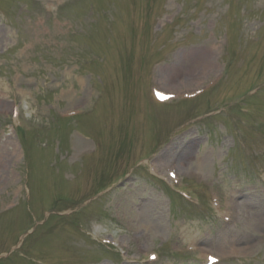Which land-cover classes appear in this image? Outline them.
<instances>
[{"label":"rangeland","instance_id":"1","mask_svg":"<svg viewBox=\"0 0 264 264\" xmlns=\"http://www.w3.org/2000/svg\"><path fill=\"white\" fill-rule=\"evenodd\" d=\"M0 4H7L10 11L8 20L0 18L6 20L0 21V54L7 51L0 57V110L11 108L5 101L6 93L15 89L28 117L48 126L41 142L32 137L22 138L27 154L25 162L28 161L30 167L25 184L20 145L6 124L0 123L2 256L24 241V247L29 246L27 249L34 255H40L39 251L49 252L43 255H47L46 261L55 264H98L101 259V264H117L119 256L108 247L95 246L94 236L121 237L123 243L130 246L134 229L140 238L134 250L141 253L134 255L130 246L126 248L128 259L123 261L124 264H142L143 257L158 251L160 242L188 243L192 237L196 240V233L210 226L205 221L197 224L198 220L206 218V208L193 209L203 216L196 217L187 203L177 197L173 201L171 197L172 209L168 210L166 186L159 187L151 177L140 180L137 176L123 181L125 175L119 169L114 171L112 178L111 174L105 178L101 176V181L97 182L99 170L92 168L97 190L108 184L114 188L103 197L94 192L82 194L81 200L73 203V208L78 210L85 207L81 216L49 221L47 218L53 213L51 210L70 208L59 202L55 205L56 199H53L58 192L74 191L77 187L74 183L86 189L85 181H91L87 173L89 164L85 162L93 158L84 160L79 154L92 145L100 150L97 158L111 160L107 156L119 140L132 146L138 137L141 143L144 136L145 144L153 148L163 143L170 131L194 125L189 134L177 137L151 162H154L155 174L167 177L170 171H175V162L179 175L193 171L201 175V180L226 188L215 170L220 163L228 162V166L238 167L229 169L236 171L238 176H225L227 184L231 180L236 183L251 172L244 174L243 166L238 164L243 156L232 148L247 129H253L256 131L254 143L260 145L261 153L264 151V123L252 125L249 121L255 118L257 122H264V87L259 92L255 87L264 82V0H0ZM190 21L194 22L193 26ZM225 40L230 44L237 42L239 51L235 71L216 94L194 103H176L162 108L154 107L143 95L142 82L146 79L147 66L158 62L160 73H163L169 63H164L166 58L173 57L175 43L195 41L197 46L177 54L178 61L165 71L169 72V77L165 76L164 82L173 89H191L223 68V62L215 56ZM198 57L204 60L202 64H195ZM236 82L235 88L244 85V89L234 91L232 84ZM49 90L52 92L48 93ZM247 91L250 95L258 92L245 105L251 111L248 117L240 112L236 117L237 112L227 110L220 118L225 131L229 129V119L231 122L237 120L245 131L238 130L234 142L223 134L222 145L216 147L213 137L207 139V134L213 129L220 134L224 132L215 123L209 124L218 119L208 122L193 118L213 99L225 94L239 98ZM97 92L103 101L96 104L91 115L58 125L48 122V116L52 119L55 110L91 108ZM189 118L193 121L183 124ZM152 148L141 158H146ZM135 153L143 152L135 150ZM104 158L100 160L104 162ZM99 169H106V163ZM246 186L239 184L235 192L239 194V190L250 189L255 193L250 203L239 194V203L245 213L254 212L250 219L254 230L236 226L235 231H229L225 237L231 243L212 249L218 254L232 256L228 264H264V190L253 182ZM191 187L192 183L186 185L187 189ZM107 208L131 221V229L107 220L104 216ZM29 214H34L40 224L44 218L48 222L24 237L23 233L35 227ZM234 234L236 238L232 241ZM203 241L208 247L212 245L208 237ZM232 242L236 244L233 254ZM220 244L221 241L217 245ZM73 253L76 259L71 262ZM166 258L165 261L175 259ZM186 260L189 263L204 261L202 256ZM170 263L183 264L185 260ZM13 264L23 263L15 260Z\"/></svg>","mask_w":264,"mask_h":264},{"label":"bare ground","instance_id":"2","mask_svg":"<svg viewBox=\"0 0 264 264\" xmlns=\"http://www.w3.org/2000/svg\"><path fill=\"white\" fill-rule=\"evenodd\" d=\"M203 59H202V57H198L197 59H196V61H195V64H202L203 63ZM6 101V100H5ZM7 102V101H6ZM167 119V118H166Z\"/></svg>","mask_w":264,"mask_h":264}]
</instances>
